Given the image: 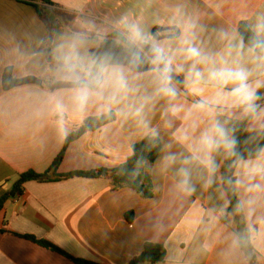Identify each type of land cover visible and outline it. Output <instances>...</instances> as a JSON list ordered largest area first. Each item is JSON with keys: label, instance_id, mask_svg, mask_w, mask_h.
Instances as JSON below:
<instances>
[{"label": "clouds", "instance_id": "clouds-1", "mask_svg": "<svg viewBox=\"0 0 264 264\" xmlns=\"http://www.w3.org/2000/svg\"><path fill=\"white\" fill-rule=\"evenodd\" d=\"M7 44L12 78L31 82L32 111L58 136L91 122L118 139L128 181L207 202L186 220L192 256L171 264H264V0H84Z\"/></svg>", "mask_w": 264, "mask_h": 264}, {"label": "crops", "instance_id": "crops-1", "mask_svg": "<svg viewBox=\"0 0 264 264\" xmlns=\"http://www.w3.org/2000/svg\"><path fill=\"white\" fill-rule=\"evenodd\" d=\"M50 1L54 6L38 4L42 17L35 3L0 0V196L12 189L20 175L47 172L74 131L62 138L49 122L34 115L28 99L31 85L3 88L9 38L47 30L50 25L59 28L71 10L84 2ZM124 2L87 0L98 11L114 10ZM120 154L118 139L88 132L68 146L58 174L114 169ZM153 187L154 197L146 200L130 189L112 190L107 179L26 183L24 193L9 199L0 211V264H79L29 238L46 241L90 264H129L146 243L164 247L165 260L157 264H171L178 249L185 251L188 260L196 245L189 242L186 220L207 202L196 196L180 206L170 199L166 186L157 189L153 182ZM194 264H212V258Z\"/></svg>", "mask_w": 264, "mask_h": 264}, {"label": "trees", "instance_id": "trees-1", "mask_svg": "<svg viewBox=\"0 0 264 264\" xmlns=\"http://www.w3.org/2000/svg\"><path fill=\"white\" fill-rule=\"evenodd\" d=\"M22 1L35 3L34 7L37 9L38 13L42 17L43 15L39 11L38 4L54 6L50 0H22ZM56 27L57 25H50V28H56ZM27 85H31V82L28 80L13 79L12 73L9 71V69L5 70L3 75V88L5 91H9L14 88L27 86ZM95 131L96 129L91 125V122H87L86 127H82L74 130L67 137L63 150L54 160L52 166L49 168L47 172L38 174L34 171H29L20 175L19 179L15 182L12 189L3 196H0V211H2L5 203L9 199L21 196L24 193V186L28 182L36 181L40 183H47V182H56L60 180H68L76 177L87 178V179H107L110 181L111 188L114 191H118L122 189H130L135 193H137L142 199H146V200L152 199L154 197V187H153L152 178L142 177L140 180L136 181L135 183L130 182L128 181L126 176H124L121 173L119 166L114 169H99L89 172H74L65 175L58 174V169L64 160L68 146L73 142H75L76 140L80 139L86 133L95 132ZM150 158L154 160L155 159L154 154ZM130 166L131 165L129 164V167ZM128 218L129 221L133 220L132 216H129ZM29 239L47 249L65 255L79 264H90L85 261H79L73 259L69 255L65 254L63 251L58 249L56 246L46 241H37L34 238H29ZM165 257H166V251L162 245L155 243H146L141 255L133 259L129 264H144V263L157 264L164 262Z\"/></svg>", "mask_w": 264, "mask_h": 264}]
</instances>
